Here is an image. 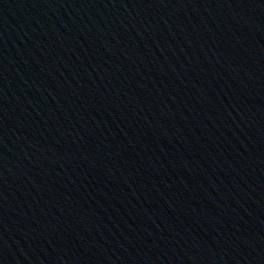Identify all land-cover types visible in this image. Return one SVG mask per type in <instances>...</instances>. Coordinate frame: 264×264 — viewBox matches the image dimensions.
I'll list each match as a JSON object with an SVG mask.
<instances>
[{
    "label": "water",
    "instance_id": "water-1",
    "mask_svg": "<svg viewBox=\"0 0 264 264\" xmlns=\"http://www.w3.org/2000/svg\"><path fill=\"white\" fill-rule=\"evenodd\" d=\"M0 264H264V0H0Z\"/></svg>",
    "mask_w": 264,
    "mask_h": 264
}]
</instances>
